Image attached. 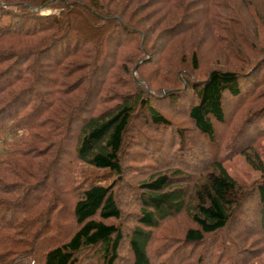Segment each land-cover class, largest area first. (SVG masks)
Returning a JSON list of instances; mask_svg holds the SVG:
<instances>
[{"label":"trees","instance_id":"16d2710c","mask_svg":"<svg viewBox=\"0 0 264 264\" xmlns=\"http://www.w3.org/2000/svg\"><path fill=\"white\" fill-rule=\"evenodd\" d=\"M224 2L0 0V264H80L79 256L92 249L103 264H116L123 248L129 253L128 264H153V231L164 223L185 214L191 226L182 239L200 246L208 237L239 225L252 196L264 237V164L251 148L241 149L260 180L250 186L238 183L223 166L225 155L219 157L222 145L216 131L226 124L228 103L255 102L264 75L249 77L261 69V62L249 77L216 69L195 82L185 72L166 76L181 86L176 93L190 90L194 97L187 115L196 134L206 139L193 163L198 171L192 177L180 169L151 174L137 185V225L125 234L115 223L122 214L113 189L126 177L124 160L132 134L139 130L137 115L146 111L156 127L170 125L142 88L140 70L150 61L132 58L143 52L141 44L157 47L161 36L171 38L198 24L210 22L226 32ZM131 6L133 15L126 17ZM119 9L125 10L124 16ZM146 9L147 18L134 19ZM154 15L161 21L175 17L179 23L146 41L152 35L146 22ZM162 60L159 56L157 62ZM192 62L195 69L194 55ZM127 81L134 90L127 91ZM121 88L124 92L118 91ZM260 125L264 129V105L226 133L230 140L253 127L257 136H264ZM96 171L105 172V183L95 180ZM109 176L116 179L108 183ZM66 196L73 198L69 205ZM63 210L75 230L31 254L29 246H35L39 230L45 228L43 235H51L47 222Z\"/></svg>","mask_w":264,"mask_h":264},{"label":"rangeland","instance_id":"374dc122","mask_svg":"<svg viewBox=\"0 0 264 264\" xmlns=\"http://www.w3.org/2000/svg\"><path fill=\"white\" fill-rule=\"evenodd\" d=\"M125 2L127 3V0ZM131 7L126 17L133 15V6ZM222 8L225 10L223 17L227 21L226 32L216 29L210 22L205 26L198 24L196 29L171 38L161 36L157 47L155 45L150 49V44H141L143 52L140 56L132 58L135 61L139 59L150 61L148 66L140 70L142 88L149 92L153 108L165 117L170 125L167 128L156 127L151 124L146 111H141V116L137 115L139 130L132 134L134 138L127 148L126 160H124L126 183L124 180L125 184L120 182L118 188L116 186L113 189L115 201L122 214L121 221L115 223L121 226L125 234L137 225L135 215L139 210L137 193L140 191L137 185L148 179L151 174L161 171L170 172L180 169L192 177L198 171L193 163L198 155L201 156V149L206 142V139L196 134L193 123L187 115L188 107L194 101L192 92L189 90L185 93H176V89H180L181 86L169 82L167 77L171 78L173 74L177 76L185 72L189 80L201 81L214 69L233 70L237 73H247L248 76L252 67L260 62L261 69L248 77L254 80L264 75V0H225ZM120 9L118 13L124 16L125 10ZM149 12L150 10L146 9L134 19H145ZM205 15H210L208 10ZM159 16L154 15L147 19L146 31L152 32V35H149L146 41L153 39L163 30L171 29L173 24L179 23L178 18L170 17L166 21H161ZM177 30H180V27ZM192 55L197 64L195 69ZM159 56L163 60L158 63ZM132 76L135 77V73L132 72ZM181 80L186 79L183 77ZM127 83V91L135 89L131 81ZM259 89L255 95L258 97L252 105L244 106L243 101L228 103L230 110L226 112V124L223 128L216 129L220 138L218 142L222 145L219 148V157L225 155V159H222L224 168L233 179L246 186L259 182L260 173L252 169L239 152L249 147L251 151L257 152L264 164V136H257L256 129L249 127L240 136L235 135L229 140L226 131L243 121L248 112L261 110V106L264 105V87ZM118 91L124 92L122 88ZM164 91L172 93L171 96L176 100L164 95ZM142 120H145L144 124ZM259 127L264 131L263 125ZM176 130H179L182 136ZM202 158L207 160L208 156L202 155ZM95 174L96 181L101 184L106 182L104 171H96ZM108 178V183L116 179V177L111 179L110 176ZM64 183L63 181L62 184ZM255 198L252 196V199L246 203L245 209L243 208L244 216L242 215L238 221L239 225L234 224L235 227L229 226L228 230L208 237L200 246L187 244L182 239L185 229L191 226L185 214L164 223L153 231L155 240L152 252L156 251L153 264L163 262V264H198V262L199 264H264V237L259 231L255 217L257 211ZM64 199L69 205L73 198L69 200L66 196ZM245 223L248 224L247 228L244 226ZM47 227L52 228L51 235H46L48 230L41 228L39 237L35 238V246H29L32 250L31 254L33 252L37 254L42 247L66 238L75 230V225L66 210L59 212L55 218L51 216ZM44 233L46 234L43 235ZM36 243L39 244V248L36 247ZM162 253H164L163 257ZM119 256L121 260L116 264H128L126 260L129 258V253L126 248L120 251ZM79 261L80 264H103L100 254L93 249L82 253Z\"/></svg>","mask_w":264,"mask_h":264}]
</instances>
